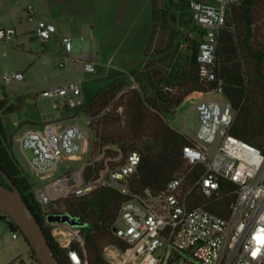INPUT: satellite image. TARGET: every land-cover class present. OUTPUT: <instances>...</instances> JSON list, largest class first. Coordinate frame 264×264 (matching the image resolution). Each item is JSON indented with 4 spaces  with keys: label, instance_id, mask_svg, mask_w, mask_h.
Listing matches in <instances>:
<instances>
[{
    "label": "built area",
    "instance_id": "2783aa9c",
    "mask_svg": "<svg viewBox=\"0 0 264 264\" xmlns=\"http://www.w3.org/2000/svg\"><path fill=\"white\" fill-rule=\"evenodd\" d=\"M239 0H187L193 21L202 32L199 53V76L204 83H216V89L208 94L199 93L194 109L199 118L196 133L187 128L185 135L191 144L184 147V155L190 164H204L205 172L191 185L183 177L171 180L159 192L149 189L139 195L132 193L131 181L138 171L142 155L138 150L124 153L119 147L105 146L103 158L91 165L93 171L86 180L83 171H75L48 184L35 188L38 202L43 207L44 226L60 245L68 249L73 264H88L87 257L79 249L72 248L77 241L84 250V239L79 227L52 222L51 213H64L57 208L61 198L70 195L85 196L99 187H109L134 198L123 203L113 230L127 245L123 250L111 246L108 256L115 264H149L159 248L165 251H188L195 258L187 264H264V152L252 143L231 133L237 110L227 99L205 97L212 93L224 95V82L218 78L217 61L220 36L226 27L231 4ZM29 20H35V7L26 9ZM54 22L37 21L35 36L48 43L57 34ZM16 35L12 27L0 28V40ZM62 43L68 60H82L87 73L97 71V61L89 54H73L72 37L65 36ZM6 84L24 79V73H6ZM41 97L63 100L71 108L85 103L82 82H70L44 90ZM89 131L78 122L54 120L45 123L43 129H28L20 137V150L31 169L42 179L49 177L62 159L74 160L88 146ZM112 149L114 155L107 154ZM215 150L214 155L212 151ZM31 151L32 156L28 155ZM219 176L236 184L235 196L227 217L220 216L205 205L191 207L195 193L212 198L220 190ZM122 223V224H121ZM12 237L22 235L11 230ZM165 257V256H164ZM160 258L155 264H162Z\"/></svg>",
    "mask_w": 264,
    "mask_h": 264
},
{
    "label": "trees",
    "instance_id": "16d2710c",
    "mask_svg": "<svg viewBox=\"0 0 264 264\" xmlns=\"http://www.w3.org/2000/svg\"><path fill=\"white\" fill-rule=\"evenodd\" d=\"M171 3L180 11L181 23L191 26L193 34L183 37L187 50L183 63L179 62L178 67L169 73L156 66L154 60H150L145 69L130 73L113 69L104 78L106 84L95 93L84 91V105L75 108L66 105L67 110H75L92 120L98 147L112 146L119 147L124 153L130 150L141 153V163L131 181L134 195L147 189L162 191L177 177H183L185 184L191 185L206 170L202 163L187 162L184 147L191 141L165 120V116L173 115L192 94H208L216 89L215 82L207 84L200 80L197 57L202 32L195 26L187 0H171ZM155 15L157 13L153 11V20L157 21ZM167 20L168 17L163 15V23ZM178 36L179 32L174 31L171 42L156 54L174 49L173 41ZM178 46L179 43L176 50ZM217 72L218 78L224 82V95L237 110L231 133L264 152V0H239L231 4L226 27L220 36ZM131 76L138 87L128 83ZM165 86L177 90H167ZM17 107L10 103L6 94L0 99V167L22 192L60 264H73L68 249L62 247L44 226L43 207L37 200L35 185L12 152V136L3 116L14 113ZM107 152L109 154L110 150ZM96 170L98 168L88 164L84 169L85 179L88 180ZM219 181L220 190L212 198L194 192L191 207L205 205L212 212L227 217L237 186L223 176H219ZM0 182L9 186L1 174ZM132 198L115 189L99 187L88 195H70L58 201L61 212L83 222L79 228L85 242L84 250L77 241H73L71 246L87 257L88 264H112L104 255L107 246L127 249L113 226L123 203ZM0 218L9 229L21 231L2 209ZM22 236L35 262L40 264L29 241Z\"/></svg>",
    "mask_w": 264,
    "mask_h": 264
},
{
    "label": "rangeland",
    "instance_id": "374dc122",
    "mask_svg": "<svg viewBox=\"0 0 264 264\" xmlns=\"http://www.w3.org/2000/svg\"><path fill=\"white\" fill-rule=\"evenodd\" d=\"M29 5L35 7L36 18L54 19L62 30L61 33L59 30L58 34L73 33V54H89L97 61V71L94 73L85 71L82 60H68L61 66L60 63L67 57V51L62 40L58 39V34L52 37L49 44H43L39 39L34 41L33 38H36L34 31L39 19H36V22L31 21L25 11L21 10L5 14L3 23H11L12 28L16 29V35L0 40V97L4 98L6 94L10 103L18 107L14 113L3 117L9 135L12 136V152L37 188L69 173L84 172L89 163L104 157L103 149L96 144L92 120L75 110H67L63 100L41 97L44 90L70 82H82L85 93L93 94L106 84L104 78L111 70L126 73L143 70L150 60H154L156 66L169 73L171 69L178 67L179 62L183 63L187 51L183 37L186 34L190 36L193 34L191 26L181 23L180 11L171 0H22L20 3V7ZM153 11L157 13L155 15L157 21L153 20ZM163 15L168 17L167 23H163ZM174 31L179 32V36L173 41L174 49L156 54L171 42ZM12 72L24 73V79L6 84L3 77L6 73ZM131 82L132 87H138L133 76L128 79V83ZM168 88L165 86V89ZM169 90L175 92L177 88ZM200 96L202 95L194 93L186 98L173 115L165 116V120L181 133H187L186 128L196 133L199 118L194 105ZM204 96L227 100L225 95L216 93ZM28 97H35L36 103H30ZM56 104L62 105L63 111L67 113L61 120L67 123L78 122L88 129V146L86 151L74 160L62 159L51 175L42 179L35 174L23 156L19 139L28 129H43L45 124L41 123L42 114L54 111ZM27 153L32 156L31 151ZM214 153L215 150L212 151V155ZM109 154L114 155L112 149ZM57 208L61 209L58 202ZM18 238L20 243L27 244L21 234ZM109 247L112 249L111 246H107L104 255L111 262L113 259L108 256ZM29 254L28 247L23 254V259L28 263L31 262ZM120 258L111 263L119 262ZM160 258H164L162 264H187L195 260L190 252L173 251L171 246L167 251L164 248L157 249L154 259L149 264H155ZM32 264L37 263L33 261Z\"/></svg>",
    "mask_w": 264,
    "mask_h": 264
},
{
    "label": "water",
    "instance_id": "95a60500",
    "mask_svg": "<svg viewBox=\"0 0 264 264\" xmlns=\"http://www.w3.org/2000/svg\"><path fill=\"white\" fill-rule=\"evenodd\" d=\"M0 174L9 184L6 186L0 182V209L9 215L27 238L40 264H60L48 242L42 225L30 210L22 192L1 167ZM49 220L68 224L72 227L83 225V222L68 213H51Z\"/></svg>",
    "mask_w": 264,
    "mask_h": 264
},
{
    "label": "crops",
    "instance_id": "0c3cea01",
    "mask_svg": "<svg viewBox=\"0 0 264 264\" xmlns=\"http://www.w3.org/2000/svg\"><path fill=\"white\" fill-rule=\"evenodd\" d=\"M21 1L22 0H0V28L12 27L11 23H9V24L3 23L4 19H5V14H9L11 11L12 12H19L20 10L23 12L25 11V13H26L27 7H20ZM36 17L37 16L35 14V21L34 22H36V19H39ZM47 21L53 22L54 19L47 20ZM54 23L56 24L55 21H54ZM57 27H58V32H57V34H58L59 30H60L59 29L60 26L57 25ZM61 32H62V30H60V33ZM65 36L72 37L73 33L67 32V33H63V34H58V39L62 40V38ZM33 40L37 41V38H33ZM43 44H47V43H43ZM2 98L3 97H0V99H2ZM28 101L30 103H33V104L36 103L35 97H28ZM66 114L67 113H65L63 111V106L60 104H56L54 111H49V112L47 111V112H44L42 114L43 120L41 123L45 124L49 121L61 120L62 118H65ZM26 245L29 247L28 243ZM26 245H25V243H20L19 238H13L12 237V235L10 233V229L8 228L6 222H4L0 218V264H32V262L35 260L32 257L31 253L29 254L31 257V262L28 263V262H26V260L23 259V254L26 253L27 248H28V247H26ZM29 250H30V247H29Z\"/></svg>",
    "mask_w": 264,
    "mask_h": 264
}]
</instances>
